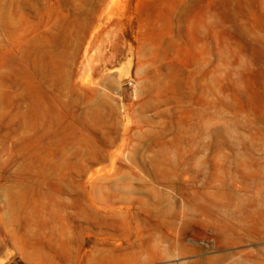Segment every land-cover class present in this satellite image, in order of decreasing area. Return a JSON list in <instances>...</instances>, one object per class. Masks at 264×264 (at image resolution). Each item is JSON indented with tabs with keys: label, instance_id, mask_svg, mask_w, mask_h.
Segmentation results:
<instances>
[{
	"label": "rangeland",
	"instance_id": "1",
	"mask_svg": "<svg viewBox=\"0 0 264 264\" xmlns=\"http://www.w3.org/2000/svg\"><path fill=\"white\" fill-rule=\"evenodd\" d=\"M0 264H264V0H0Z\"/></svg>",
	"mask_w": 264,
	"mask_h": 264
}]
</instances>
